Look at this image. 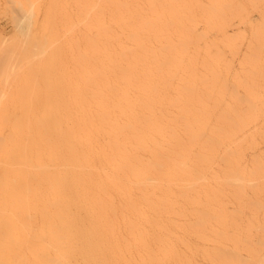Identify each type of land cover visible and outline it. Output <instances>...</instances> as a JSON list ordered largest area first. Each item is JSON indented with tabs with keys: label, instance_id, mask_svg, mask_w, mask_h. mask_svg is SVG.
Listing matches in <instances>:
<instances>
[{
	"label": "rangeland",
	"instance_id": "374dc122",
	"mask_svg": "<svg viewBox=\"0 0 264 264\" xmlns=\"http://www.w3.org/2000/svg\"><path fill=\"white\" fill-rule=\"evenodd\" d=\"M124 8L133 10H126L131 11L126 14ZM136 9L140 17H147H143L146 22L151 21L149 24L157 22L159 16L162 23L167 22L163 26L159 20V28L155 24L157 31L165 25L168 28L164 29L166 33L162 30L165 34H155L160 40H155L157 37L151 31L156 30L152 25L143 28V18L137 21ZM130 14L136 17L132 15V22ZM112 16L119 19L117 22L123 20L119 18L122 16V22L135 24V29L136 23H142L143 32L134 26L135 31L126 30L128 23L123 26ZM110 18L114 24L109 22ZM104 24L111 27L113 34L119 33L120 37H115L121 39L122 48L127 45L125 48L136 50V54L137 42L134 45L133 41L127 42L130 39L127 36L129 33L133 40L140 31L141 39L137 37V40L142 43L148 37V41L144 40L145 46L138 47L154 51L139 50L138 54L144 51L151 62L154 56L168 61V73L162 75L156 71L152 80L158 88L162 82L159 90L167 101L162 110L173 117L170 127L185 140L186 124L191 126V132L204 135L202 139L210 136L212 141L217 140L209 142L208 150L197 147L194 152L207 157L203 164L192 167L203 175V180L205 177L196 188L200 197L190 193L192 198H199V203L185 199L175 185L170 188L176 202L164 213L163 220L175 234L171 247L184 260L168 261V264H264V0H0V120L39 118L46 104L76 103L85 109L93 104L95 94L103 88L100 62L105 67L108 65V69H116L119 65L115 61V66L113 59L119 52L116 58H120L123 51L111 30L112 35L107 34L113 40H106L109 35L104 39L107 31ZM144 29L153 35H147ZM103 44L108 51L114 46L116 54L109 55L114 66L107 61L108 53L115 51L104 52L107 48L103 49ZM158 51L159 55L163 52V57ZM163 83H167V89ZM0 126V137L6 138L8 127ZM3 161L2 158L1 165L5 164ZM132 195L140 196L137 190ZM115 200L122 203L117 196ZM25 223L14 224L12 218L0 213V264H39L38 257L32 255L37 250L31 234L34 223ZM119 229L126 236L122 223ZM196 230L203 232L202 239L195 235ZM128 255L133 264H139L137 251Z\"/></svg>",
	"mask_w": 264,
	"mask_h": 264
},
{
	"label": "bare ground",
	"instance_id": "6f19581e",
	"mask_svg": "<svg viewBox=\"0 0 264 264\" xmlns=\"http://www.w3.org/2000/svg\"><path fill=\"white\" fill-rule=\"evenodd\" d=\"M128 8H124L125 11L132 9ZM118 11L119 15L125 13L120 14ZM128 11L126 14L131 12ZM110 12L108 14L112 13ZM135 12L138 13L137 9ZM119 15L115 16L118 18ZM132 15L130 14L129 21L133 18ZM135 15L138 17L136 18ZM135 15L133 16L137 21L145 17L144 15L140 17L139 13ZM159 17L157 22L161 18ZM113 18H110L109 22L114 19L116 22L119 20ZM119 18L124 20L122 16ZM145 18L142 21H145ZM122 21L120 23L123 26L127 25L126 30L132 29L133 26L135 29V24L125 21L128 25ZM148 21H145L146 24L143 22L144 25L141 23L143 28L146 25H152V28L156 30L151 31L154 35H159V32L160 34L166 33L168 28L166 25L164 28L163 26L167 22L162 23L160 20L159 23L163 25V29L160 27L161 30L157 31V22L149 24L151 21L149 23ZM141 24H138L140 26L138 28L136 23V29L143 32ZM157 26L159 28V25ZM109 27L104 26V30H107L103 36L104 39L107 35L113 34ZM121 28L120 32L124 31ZM145 31L148 32L144 29ZM138 33L135 32L136 40L133 36L135 34L131 33L133 34L132 40L128 33L127 37L131 41L129 39L127 42L133 41V45L137 42L134 50L138 48L141 51H150L151 48L146 47V50L141 48L148 37L146 36L147 38L142 39L140 43L137 40V37L141 39ZM146 34L150 36L151 33ZM117 35L120 37L117 33L114 38L120 41V38L115 37ZM123 37L126 36L123 34ZM156 37L153 36L154 39ZM165 37L162 39L167 41ZM110 39L113 40V36L106 40ZM158 39L157 37L155 40ZM119 41H114V43L117 42L116 44L119 43L120 46L121 41ZM104 43L108 44V42ZM104 45L103 49L110 47L111 44L105 45L106 47ZM125 47L122 48L121 43L120 49L122 48L123 51L119 60L116 57H119L120 52L117 55L115 48L113 49L115 52L108 53L109 65L116 66L117 63V66H121L120 69L119 66L118 70L114 67L108 69V65L105 67L103 61L100 62L102 63L103 88L100 87L99 96L98 93L95 94V102L89 104L86 109L76 103L71 106L46 104L40 110L42 116H37L39 118L32 119L29 116L31 119L24 117V120H21L22 118L16 119L15 117L4 122L0 120V125L8 127L7 137H0V160L3 158L5 163L1 165L0 162V213L12 218L14 224L22 221L34 223L31 234L37 250H33L32 255L38 257L39 264H133L127 254L129 253L128 256H130L136 251L139 254V264H168V261L184 260L171 247V238L175 234L163 220L164 213H168L171 205L176 202H173V192L170 188L175 185L182 191L181 195L185 199L187 198L194 204L199 203V198H192L190 193L199 195L196 188L203 184L205 177L203 180V175L192 167L203 164L207 155L204 158L202 154H195L197 155L195 157L194 152L197 147L201 151L203 148L208 150L209 142H214L215 138L212 141L213 137L211 139L206 135L207 138L202 139L201 136L204 135H199V137L191 132V126L186 124L184 127H187L188 135L185 140L179 135L180 133L170 127L169 122L173 117L170 118L162 110L167 105L166 96L161 95L159 90L162 82H158L160 83L159 88L155 87L153 82V74L156 71L162 75L168 71L166 70L169 69L168 61L154 56L151 62V59L148 60L150 56H146L144 51L140 52L144 53L145 57L138 54L139 50L137 51L140 57L136 54V50ZM112 49L110 48L109 51ZM105 50L109 52L108 48L104 49V52ZM113 53L116 57L112 56ZM151 53L147 52L153 55V52ZM104 55L107 59V54L104 53ZM109 55L115 58L114 63L117 61L114 65L111 64L113 62ZM159 56L163 57V52ZM163 85L166 88L167 83ZM209 160L208 162L211 161ZM134 190L139 192V198L132 195ZM116 196L121 199V204L116 202ZM203 204L205 205L204 202ZM180 213L179 211V215H182ZM120 223L124 225L126 236L119 233ZM197 225L199 229V224ZM195 233L198 238H203V232L196 230Z\"/></svg>",
	"mask_w": 264,
	"mask_h": 264
}]
</instances>
